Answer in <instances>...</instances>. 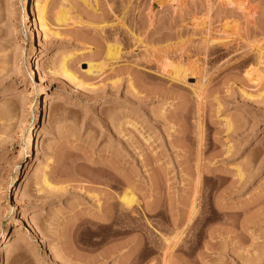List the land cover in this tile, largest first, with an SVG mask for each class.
Instances as JSON below:
<instances>
[{
    "label": "rangeland",
    "instance_id": "obj_1",
    "mask_svg": "<svg viewBox=\"0 0 264 264\" xmlns=\"http://www.w3.org/2000/svg\"><path fill=\"white\" fill-rule=\"evenodd\" d=\"M157 1L0 0V264H264V0Z\"/></svg>",
    "mask_w": 264,
    "mask_h": 264
},
{
    "label": "bare ground",
    "instance_id": "obj_2",
    "mask_svg": "<svg viewBox=\"0 0 264 264\" xmlns=\"http://www.w3.org/2000/svg\"><path fill=\"white\" fill-rule=\"evenodd\" d=\"M158 1H157V3H158ZM172 1H174V0H172ZM223 1L225 3H227V4H230V3L232 5L235 4L236 7L239 10H241L242 12H246L248 10V8H249V6H248L249 5L248 0H223ZM38 3H40V2H38V1L36 2L35 1V4H34V7L36 9L35 22L38 25V31L40 30V31H42V33H44V35H46L45 34L46 33V30H49L48 29V26L46 25V20H45L46 17H45V13H44L45 6H46V2H43V4H41V6H39ZM159 3L161 4V2H159ZM248 12L251 14L250 11H248ZM65 14H66V12L65 13L63 11L60 12L57 15V17H56V20L59 21V22H61V21L63 22L66 19V17H67V15H65ZM244 14H246V13H244ZM223 30H225V29H223ZM207 35H208V33H207ZM114 45L108 44V48H107L108 50L107 51H108L109 55H112L111 57H113V55L115 57V55L118 52L117 47H115ZM162 61H164V64L162 63V66H163L162 67V71L165 72L166 74L170 75L171 78H173V77H175V78L176 77L184 78L185 75L189 74L188 72H184L181 67L172 66L170 63H168L167 58H165V60H162ZM65 63H66V61L64 59L61 62V67H60L61 70H62V74H64V76H66L67 78H69L70 80H72L74 78V76L68 72L67 68L65 67ZM256 64H257V66H260L261 65V66L264 67V49L263 48H257V63ZM88 67H89L88 71L89 72H92V73H97L98 70H100V68H98L99 67L98 64H91L90 63V64H88ZM255 69H256V67H255ZM247 74H248V72L246 73V75ZM250 77H254V76H250ZM39 79H42L41 78V75H39ZM42 182H43L44 186H46V187H49V188H52L53 187V186L51 187L50 183L47 181L44 173H43ZM130 195H131V192L128 191V190H126L124 192L123 196L121 198L120 197L118 198L119 199V202L121 204L120 206L127 208L128 206L131 205V203H133L132 201L134 199H132V197ZM106 216H107V218H110L109 213H107ZM0 233L2 234L3 232H0ZM1 237L3 238V235H1Z\"/></svg>",
    "mask_w": 264,
    "mask_h": 264
}]
</instances>
